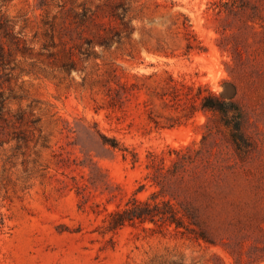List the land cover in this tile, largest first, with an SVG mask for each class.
I'll use <instances>...</instances> for the list:
<instances>
[{"label":"rangeland","instance_id":"374dc122","mask_svg":"<svg viewBox=\"0 0 264 264\" xmlns=\"http://www.w3.org/2000/svg\"><path fill=\"white\" fill-rule=\"evenodd\" d=\"M200 85L244 110L241 150L193 111ZM187 146L156 186L148 165L176 171ZM155 192L205 207L213 244L161 222L104 233ZM260 199L264 0H0V264H264Z\"/></svg>","mask_w":264,"mask_h":264},{"label":"trees","instance_id":"16d2710c","mask_svg":"<svg viewBox=\"0 0 264 264\" xmlns=\"http://www.w3.org/2000/svg\"><path fill=\"white\" fill-rule=\"evenodd\" d=\"M174 83V99H176L181 95L179 93L178 82L174 81ZM182 86L185 87V84H182ZM188 89L191 93H185V95H191V99L198 102L199 105L193 106V111H202L206 116L209 113L216 116L215 119L219 130H222V128L225 129L224 133L231 145H235L238 150H241L243 147L242 144L246 142L243 126L245 113L242 107L234 99H227L222 94L216 95L203 85L198 86L196 90L194 87H188ZM194 91L195 93L193 94ZM116 95L122 96L120 91H117ZM208 118L210 119V117ZM206 127H209V122L206 124ZM205 138L206 135H204L203 140ZM106 142L114 149L126 150L121 148L117 139H106ZM173 152H176L178 155L177 161L174 162L172 160L176 171L168 170L166 172L165 157L159 155L156 156L159 159L160 164L158 165L160 166L153 165L149 167L148 165V168H154L155 170L153 182L156 186L163 188L164 182L168 181L170 177L176 178V175L182 179L184 176L179 173L178 168L186 167L194 162V159L191 157V146ZM160 195L161 192H155L147 200H140L134 195L127 201L125 206L118 207L112 212H109L104 220V233L116 234L127 226L144 225L147 223L157 225L161 222L165 227H173L177 231L181 229L186 230L189 237L197 243L201 241L210 243V233L208 230L210 225L207 211L205 209L203 210L205 207L183 204L177 207L171 200H159ZM254 217L258 221L260 233L264 236V200L260 199L257 202V210L254 213Z\"/></svg>","mask_w":264,"mask_h":264}]
</instances>
